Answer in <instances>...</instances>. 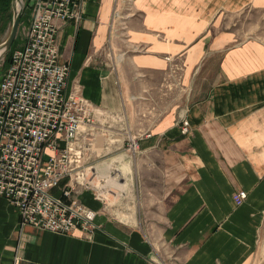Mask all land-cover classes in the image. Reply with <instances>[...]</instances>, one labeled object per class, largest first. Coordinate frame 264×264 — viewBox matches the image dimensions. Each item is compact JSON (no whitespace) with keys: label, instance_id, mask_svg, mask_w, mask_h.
I'll use <instances>...</instances> for the list:
<instances>
[{"label":"crops","instance_id":"1","mask_svg":"<svg viewBox=\"0 0 264 264\" xmlns=\"http://www.w3.org/2000/svg\"><path fill=\"white\" fill-rule=\"evenodd\" d=\"M75 1L57 42L66 91L92 107L85 134L105 137L74 193L97 228L42 231L0 197V264H264V39L238 37L264 0Z\"/></svg>","mask_w":264,"mask_h":264},{"label":"built area","instance_id":"2","mask_svg":"<svg viewBox=\"0 0 264 264\" xmlns=\"http://www.w3.org/2000/svg\"><path fill=\"white\" fill-rule=\"evenodd\" d=\"M27 3V30L0 64V197L17 208L22 224L91 239L97 213L74 193L85 180L78 138L92 123V107L78 91H66L69 67L59 62L56 25L78 22L81 8L75 0ZM136 146L129 139V148ZM65 179L56 196L52 190ZM232 197L239 206L247 193Z\"/></svg>","mask_w":264,"mask_h":264},{"label":"rangeland","instance_id":"3","mask_svg":"<svg viewBox=\"0 0 264 264\" xmlns=\"http://www.w3.org/2000/svg\"><path fill=\"white\" fill-rule=\"evenodd\" d=\"M13 9H16L15 3L13 4ZM28 10V9H27ZM16 11V10H15ZM27 16V15H26ZM26 16L24 17L23 21L20 23L19 28H18V33L16 36V43L19 41L20 35L23 36V34L26 32ZM246 22H242L239 25V39L240 38H245L249 36H254V37H263L264 39V14H257V13H251L248 19H246ZM11 23L9 24L8 28L5 30V32H0V44L6 39L8 32L10 30ZM15 43V44H16ZM0 64L2 65V59L0 60ZM83 128V127H82ZM85 130V128H84ZM86 132L83 131L80 133V137L78 138V141L82 143V148H83V162L81 163V168L79 171L87 173V165H86V157L91 153L89 148H91V145L95 144V163H103L105 162V159L108 156H105V137H102V141L99 142V140L96 138L95 141H92L93 136L91 135H86ZM123 141V146L119 150V152H124L126 154V161H132L133 158V148H129V139H124ZM99 150V151H96ZM88 152V153H87ZM87 154V155H86ZM90 172V170L88 171ZM117 172L115 171L114 175H116ZM126 178L124 175L121 177V180Z\"/></svg>","mask_w":264,"mask_h":264},{"label":"water","instance_id":"4","mask_svg":"<svg viewBox=\"0 0 264 264\" xmlns=\"http://www.w3.org/2000/svg\"><path fill=\"white\" fill-rule=\"evenodd\" d=\"M26 1L27 0H14L13 2V4L15 3L16 11L13 9V19L10 30L6 39L0 44V60L6 56L16 39Z\"/></svg>","mask_w":264,"mask_h":264},{"label":"trees","instance_id":"5","mask_svg":"<svg viewBox=\"0 0 264 264\" xmlns=\"http://www.w3.org/2000/svg\"><path fill=\"white\" fill-rule=\"evenodd\" d=\"M13 2L14 0H0V32H5L9 24L12 22ZM27 8L28 6L26 1L20 23L23 21L24 17L30 12L29 9L27 10ZM15 43H16V39L12 47L15 45Z\"/></svg>","mask_w":264,"mask_h":264}]
</instances>
